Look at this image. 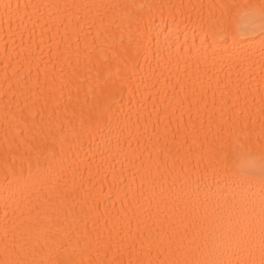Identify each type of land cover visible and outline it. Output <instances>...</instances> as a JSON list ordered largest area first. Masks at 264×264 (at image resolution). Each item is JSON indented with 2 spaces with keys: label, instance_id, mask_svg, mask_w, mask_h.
Masks as SVG:
<instances>
[{
  "label": "bare ground",
  "instance_id": "1",
  "mask_svg": "<svg viewBox=\"0 0 264 264\" xmlns=\"http://www.w3.org/2000/svg\"><path fill=\"white\" fill-rule=\"evenodd\" d=\"M262 8L0 0V262L264 264Z\"/></svg>",
  "mask_w": 264,
  "mask_h": 264
},
{
  "label": "snow or ice",
  "instance_id": "2",
  "mask_svg": "<svg viewBox=\"0 0 264 264\" xmlns=\"http://www.w3.org/2000/svg\"><path fill=\"white\" fill-rule=\"evenodd\" d=\"M6 7H11V5H6ZM260 19L262 22H264V8H262L261 10ZM70 243H72L70 240H63L60 244L61 249L67 248ZM96 243L98 245L95 249L97 255L103 254L105 257H107L108 248H105L103 244L100 243L99 239H97ZM90 245H91V242L85 239L81 250L86 251ZM125 248L128 251V253L131 254L134 250V245L132 242H129L125 245ZM21 251H22V246L18 247L15 242V239L11 241L6 239L5 241V254L6 255H9V254L19 255ZM0 264H37V262L27 261L23 259H10V260H5L3 262H0ZM40 264H43V262H40ZM58 264H118V262L115 259L108 260L106 258L103 260H95V261H93L92 259H89L87 262L76 261L73 259H66L64 261L58 262ZM121 264H123V262H121ZM126 264H152V261L146 260V259L142 260V259L137 258L135 261H132V260L127 261Z\"/></svg>",
  "mask_w": 264,
  "mask_h": 264
}]
</instances>
